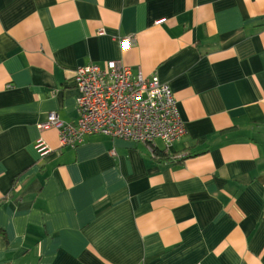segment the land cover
<instances>
[{
	"label": "crops",
	"instance_id": "crops-1",
	"mask_svg": "<svg viewBox=\"0 0 264 264\" xmlns=\"http://www.w3.org/2000/svg\"><path fill=\"white\" fill-rule=\"evenodd\" d=\"M110 61L170 87L179 141L37 129ZM0 264H264V0H0Z\"/></svg>",
	"mask_w": 264,
	"mask_h": 264
},
{
	"label": "built area",
	"instance_id": "built-area-1",
	"mask_svg": "<svg viewBox=\"0 0 264 264\" xmlns=\"http://www.w3.org/2000/svg\"><path fill=\"white\" fill-rule=\"evenodd\" d=\"M164 23L157 21L155 25ZM124 51L133 40H121ZM77 121L64 124L54 114L37 125L41 132L55 130L61 148L75 149L87 137L102 135L145 145L161 141L171 147L185 135L174 95L157 76L144 77L119 61L103 66L89 64L75 71ZM35 149L40 157L51 150L39 139Z\"/></svg>",
	"mask_w": 264,
	"mask_h": 264
}]
</instances>
